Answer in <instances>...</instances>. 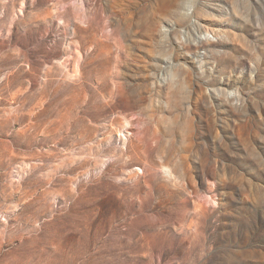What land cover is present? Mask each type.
Returning a JSON list of instances; mask_svg holds the SVG:
<instances>
[{
	"label": "rangeland",
	"instance_id": "374dc122",
	"mask_svg": "<svg viewBox=\"0 0 264 264\" xmlns=\"http://www.w3.org/2000/svg\"><path fill=\"white\" fill-rule=\"evenodd\" d=\"M0 264H264V0H0Z\"/></svg>",
	"mask_w": 264,
	"mask_h": 264
}]
</instances>
